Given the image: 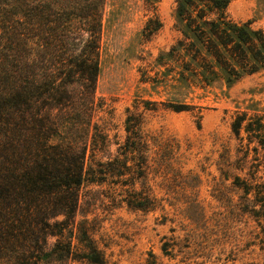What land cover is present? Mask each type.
<instances>
[{"label": "trees", "instance_id": "1", "mask_svg": "<svg viewBox=\"0 0 264 264\" xmlns=\"http://www.w3.org/2000/svg\"><path fill=\"white\" fill-rule=\"evenodd\" d=\"M146 1L154 9L159 2ZM230 2L176 1L180 36L160 58L182 57L179 80L231 87L264 70V30L231 18ZM105 4L0 0V264H105L87 221L77 220L86 184L118 183L129 208L159 207L153 190L138 187L152 157L140 115H128L117 154L98 157L110 145L95 121ZM162 25L154 13L142 35L150 40ZM232 131L243 153L236 167L245 171L233 183L264 201V115L238 114ZM242 160L250 163L247 172Z\"/></svg>", "mask_w": 264, "mask_h": 264}, {"label": "rangeland", "instance_id": "2", "mask_svg": "<svg viewBox=\"0 0 264 264\" xmlns=\"http://www.w3.org/2000/svg\"><path fill=\"white\" fill-rule=\"evenodd\" d=\"M176 1L154 9L146 0H106L96 88L95 121L110 138L99 159L117 154L128 115H140L152 157L138 187L153 190L159 207L129 208L118 183L86 184L77 220L87 221L105 264H264V201L233 183L245 171L236 167L243 153L232 131L238 114L264 115V70L231 87L179 80L182 57L160 58L180 36ZM154 13L163 25L147 40L142 29ZM228 14L264 30V0H231ZM177 104L192 109L178 112Z\"/></svg>", "mask_w": 264, "mask_h": 264}]
</instances>
